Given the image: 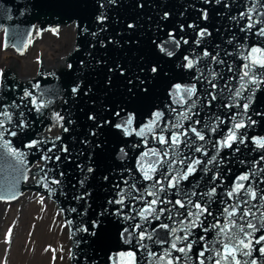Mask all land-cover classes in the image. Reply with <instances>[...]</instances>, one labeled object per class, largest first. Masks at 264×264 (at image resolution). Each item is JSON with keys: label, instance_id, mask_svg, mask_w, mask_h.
I'll list each match as a JSON object with an SVG mask.
<instances>
[{"label": "water", "instance_id": "1", "mask_svg": "<svg viewBox=\"0 0 264 264\" xmlns=\"http://www.w3.org/2000/svg\"><path fill=\"white\" fill-rule=\"evenodd\" d=\"M103 2L105 5L103 11L107 13L108 20L104 25H100L95 20V17L102 11L99 8L100 0H0V33L3 37L2 48L6 51L11 50L19 55L25 54L34 40L41 37V34L46 30L59 29L61 26L69 25H73L76 30L73 49L66 56L55 58L60 64L58 68L46 66L44 60L40 58L37 75L22 76L19 72L21 62L10 57L2 69V83L8 87L12 85L17 87L15 91L8 92L0 89V102H9L22 95L24 89H28L32 91L33 95L43 98L47 106L42 109V115L37 114L34 110L32 113H28L26 109H20L25 111V115L30 120L35 121L32 127L27 130L28 135L33 139H43L46 143L38 145L37 148L28 149L23 147L20 134L16 137L5 136L6 140L11 141L12 147L25 153V163L20 165L16 157L12 156L6 148H0V195L6 197L0 202L15 203L27 191L38 192L39 195L44 194L49 200L55 202L59 213L68 226L71 241L69 258L71 264H111L109 257L129 250L136 252L137 264H147L151 257H147L145 252L133 246L135 240L132 244H125L120 238V232L123 228L130 227L133 223H139V217L134 221L124 222L122 217L117 219L108 215L106 218H101L103 223L99 229H93L91 221L96 219L97 213L104 207H107L109 212L121 207V205L109 206L107 200L119 198L117 193L121 189L127 188V185L123 183L125 179H128V183L131 184L133 180L129 177L134 178L137 181L136 187L141 190H143L142 186L151 183L142 179V174L137 170V161L143 152L152 148L163 149L165 146L156 142L151 133H147L146 125L153 119L152 113L158 109L164 112L161 126L184 111L187 105L182 108L181 105L174 104L173 99L168 95V90L174 83L182 85L193 83L191 77L196 72L195 69L177 68L175 65L179 63V60L173 57L164 63L168 76L149 77L147 84L149 92L147 94L141 93L139 83H135L133 86V91L136 93L135 99L128 96L127 77H134L142 66V62L145 71L141 73V78L143 79L148 75L147 65L157 59L156 50L151 40L156 38L157 43H159L160 39H166L165 33L169 30L175 29L178 38L183 34L189 40L188 45L182 44L177 56L185 49L193 47L196 48L197 54H200L204 48H207L213 55H216L218 51L220 54L218 59H224L225 64H209V67L220 73V76L213 81L217 84V88L211 89L206 81L203 84L196 82L198 96L206 95L207 91H215L218 93L217 100L213 102L211 110L201 109L198 104L194 111H199V117L192 116L191 120L184 121V126L188 127L193 120L199 118L201 119V125H197L199 129L207 119L206 112H215L221 119L227 121L220 125L216 134L211 135L213 140L221 139L230 127V114L237 111L235 108L217 107L222 100L225 103L228 102L225 100L228 91L225 89L221 93L225 84H228L233 91L239 87V67L245 61L237 54V48L239 44H244L245 47L258 44L264 47V38H258L249 33L245 41L243 39L245 33L240 31V27L246 21L241 19L231 21L228 18V15L238 16V13L244 9L246 0H228L232 5L228 9L221 5H215L214 2L212 5H205L203 0H117L118 6L109 5L107 0H103ZM139 4H143L144 7H138ZM248 6L251 7L250 0H248ZM202 7L208 10L209 19L207 21L200 20L199 9ZM165 11L170 13V17L166 22H162L159 18ZM193 22L198 23L200 27L207 26L212 32V36L205 38L199 47L192 43L197 30L187 27L189 23ZM128 23H135L136 28L128 29L126 27ZM180 24L185 26L184 33L178 31ZM85 26L88 28L87 32L83 31ZM158 26L163 30L158 31ZM101 27L106 30L98 31ZM92 32H97V35L92 36ZM254 32L255 28L252 29V33ZM58 33L54 34L57 35ZM233 35H235L236 40L229 44L227 41ZM109 40L112 43H109ZM137 40H139V44L136 43ZM101 41L106 47L101 46ZM216 45H219V48H216ZM225 51L232 53V55L226 56ZM240 52L246 55L243 49H240ZM97 61H101V63L97 64ZM209 61L210 57L201 60L199 67L204 68V65L208 64ZM116 63L126 65L128 71L124 77L108 72V68L114 67ZM69 64L72 65L71 69L68 67ZM229 64L232 66V72L227 70ZM204 71L207 75L208 69L204 68ZM109 75H113L112 89H107L104 85ZM230 77H235V79H230ZM80 81H83L81 90L74 96L71 93V88ZM34 85H38V88L33 87ZM89 86L92 91L85 96L83 93ZM256 95L264 104V85L261 86V90ZM93 100H95L94 107ZM124 100H130L128 108L135 114L132 127L136 131L142 127L145 128V136H139L136 132L126 136L121 130L106 126L104 129L98 130L99 139L103 141L102 148L93 151L97 137L90 135V131L94 130L93 122L87 119L86 114L91 109L103 115L102 106L104 104H113ZM25 103L31 107L28 101ZM166 105L175 108L176 113L170 112ZM255 109L256 105L253 104L249 114L251 115ZM9 111L13 113V121L15 122L16 110L9 109ZM56 113L63 116L64 120L57 122ZM69 119L75 123L69 124ZM253 119L257 120V124L245 130L249 137L246 145L234 144L231 149L224 148L220 152L218 159L224 158V165L220 168L223 184L217 188L216 196L213 198L215 203L210 208L214 215L223 206L220 201L226 199V196L223 195L225 189L232 186V182L238 175L248 171L253 160H258L261 155H264V149L256 147L251 141L253 136H264V117L253 115ZM61 124L63 127L60 126ZM64 128H68V131L65 132ZM54 129H58V132L51 134ZM156 132L159 133V128L156 129ZM166 135L170 136L171 132L166 133ZM208 136L209 134L206 133V138ZM57 137L60 139H56ZM85 140L89 143H84ZM24 142L26 143L27 140L25 139ZM133 145L137 146L133 147ZM64 146L67 147V152L61 150ZM237 146L240 148L239 152L235 151ZM180 147L187 154V149L184 148L183 144ZM50 148L52 149L51 152L48 151ZM120 148H124L127 156L120 153ZM213 152L214 150H209V157L213 155ZM43 154L52 157L51 161L42 160ZM57 155L60 156L59 161L55 159ZM196 155L201 156L200 153H196ZM90 156L92 158L91 164L96 170L92 174H87L88 179L81 187L79 181L86 174ZM201 158L205 161L208 159V157ZM150 159L145 158V165ZM240 160H244L245 163H239ZM78 164L84 166V172H81L80 168L77 167ZM210 167H213V171H215L214 166L210 165ZM260 167H264V161H260L259 166L254 169L258 176L261 175ZM127 169L131 171L129 172ZM227 169H231V171L229 172ZM61 172L64 173L63 176L60 175ZM45 173L47 174L46 178ZM212 174L209 172L204 177L200 189L207 191L205 185L208 184ZM200 175L201 173L198 171L196 177H190L189 181L182 182L181 187H189L190 183L199 178ZM104 176L108 177L106 181L103 179ZM157 178H159V173H157ZM53 180H59L60 183H51ZM216 183L220 184L221 181L218 180ZM255 186L264 188V183H257ZM49 189L52 191L50 192ZM86 191L91 192V195L84 196L80 200L76 199L77 196H83ZM135 195L138 193L132 192V196ZM147 199L150 200L152 197ZM196 199L203 203V199L207 198L201 199L197 196L194 200ZM133 205L139 209L144 207V202L134 201L131 196H127L123 206L124 214L135 215V212L132 211ZM72 209H76V211H72ZM180 211L184 212L185 210L180 209ZM174 219L176 223L173 224L161 217V221L179 228V221L182 218L175 217ZM208 220H211V217ZM161 221H154L153 226ZM207 222L206 220L205 225ZM220 222L221 224L225 223L223 216L220 217ZM84 228H87L88 232L83 231ZM93 230L97 232L96 236L90 235ZM164 231L160 229L158 234H163ZM194 233L197 238L199 234H202L199 228L195 229ZM178 234L183 235V233ZM260 234L259 232L256 233L257 236ZM207 235L208 239L211 240L214 233L209 232ZM145 243H148L151 251L157 254H161L164 249L169 247L168 244L160 246L149 241H145ZM255 247L259 248L258 245ZM199 250L200 246H193L192 253L188 254L191 259L188 260L187 264H196L195 257ZM172 255L173 257L183 256L178 252H173ZM253 255L257 258L258 264H264V258L260 257L258 251H254ZM126 259L122 258V260ZM181 264H184L183 260ZM205 264H209V262L206 261Z\"/></svg>", "mask_w": 264, "mask_h": 264}, {"label": "snow or ice", "instance_id": "2", "mask_svg": "<svg viewBox=\"0 0 264 264\" xmlns=\"http://www.w3.org/2000/svg\"><path fill=\"white\" fill-rule=\"evenodd\" d=\"M221 5L223 8L228 9L232 5L228 0H203L205 5ZM251 7L248 6V0L244 5V9L236 15H228L229 20L236 21L237 19L245 20L246 23L240 27V31L245 33L244 40L248 38V34L251 33L258 38H264V0H250ZM109 5L118 6L117 0H107ZM138 7L143 8V4H139ZM99 8L102 10L99 15L95 17L98 24L104 25L108 20V15L103 9L105 8L103 0H100ZM200 20L207 21L209 19L208 10L204 7L199 9ZM219 14V13H217ZM170 17V13L165 11L160 16V21L166 22ZM10 18V17H9ZM128 29H135V23H128L126 25ZM188 28L196 29L195 39L192 41L193 45L199 47L201 42L205 38L212 36V32L209 31L207 26L200 27L196 22L189 23ZM255 28V32L252 33V29ZM106 29L101 27L98 31L102 32ZM158 26V31H162ZM54 33H58L59 29H50ZM83 31L87 32V26L84 27ZM178 31L184 33L185 26L180 24ZM219 31V29H217ZM92 36H96L97 32H92ZM166 39L162 38L157 43V39L153 38L151 43L155 47V55L157 59L147 65V73L143 79L141 73L145 71V67L139 68V71L135 73V76H128L126 83L127 93L131 99H135L136 93L133 91V86L136 82L139 83V91L147 94L149 88V77L168 76V71L164 67V63H167L173 57L179 60V63L175 66L180 69L192 70L195 69L196 74L191 77L194 81L189 85H182L180 83H174L168 90V95L173 99L174 104H179L183 108L184 105L187 107L183 112L178 113L174 119H170L167 123L161 126L164 118V112L156 110L152 113L153 119L146 125L147 133H151L153 139L160 145L165 146L163 149L152 148L141 154L137 161V170L142 174L144 181H149L146 186L140 188L136 187L137 181L132 179L131 184L128 183V179H125L123 183L127 185L126 189H121L117 196L118 199H108L107 204L121 205L120 208H116L114 211L109 212L107 207L97 213L96 219L91 221L93 229H99L103 223L101 218H106L108 215H112L117 219L123 218L124 222L134 221L137 217L140 218L139 223H133L130 227H124L120 232V238L125 244H132L138 250L146 253L147 257H151V260L147 261V264H181L183 260L184 264H187L188 260L191 259L188 256L192 253L193 246H200V250L196 253V264H205L206 261L209 264H258L257 258L254 257V251H258L260 257L264 258V188H257V183H264V167H260L261 175H257L254 171L259 166L260 161H264V155H261L258 160H253L249 169L245 173L238 175L232 182V186L225 189L223 195L226 199L220 201L223 205L220 211L214 215L213 211L210 210L211 205L215 203L213 199L216 196L217 188L223 184V177L220 174V168L224 165V158L218 159L220 152L224 148L231 149L234 144L246 145L249 140L246 129L251 128L257 124V120L253 119V115L256 117H264V104L257 97V92L261 90V86L264 85V47L254 44L251 47H245L244 44H239L237 48V54L245 61L240 65L239 70V87L233 91L229 88L228 84L224 85L221 89V93L226 89L228 96L225 100L220 102L217 107L223 108H235L237 111L230 114L229 120L231 122L227 132L221 139H211L212 134H216L220 125L225 124L227 121L221 119L215 112H206L207 119L204 121L203 126L199 129L197 125H201V119H196L189 124L188 127L184 126V121L191 120L192 116L199 117V111H194L199 104L201 109L211 110L213 108V102L217 100L218 93L215 91H207L204 96L197 95V84L196 82L204 83L211 89H216L217 84L213 81L216 80L220 73H217L214 68L209 67V64H225L224 59H218L219 52L213 55L207 48H204L200 54H197L196 48L185 49L184 52H179L182 44L188 45L189 40L185 38V35L177 37V30H169L165 33ZM236 40L235 35L229 38L227 41L229 44ZM109 43H112L109 40ZM118 43V42H117ZM131 43V42H129ZM139 44V40L136 41ZM101 46L106 47L103 41ZM219 48V45H216ZM243 49L246 55L240 52ZM187 53V54H185ZM225 55H232V53L225 51ZM208 64L204 65V68L208 69L207 75H205L204 68L199 67L201 60L209 58ZM163 61V63H162ZM97 64L101 61H97ZM83 64V61H81ZM69 69L72 65H68ZM227 70L232 72V66L229 64ZM128 71L126 65L116 63L114 67H109L108 72L113 75L124 77ZM113 75L107 76L104 85L107 89L113 87ZM3 71L0 70V89L5 92L15 91V85L11 87L5 86L2 83ZM222 79V76L220 77ZM235 79V77H230ZM83 81L75 83L71 88V93L75 96L81 90ZM37 87L38 85H34ZM92 91L89 86L83 93L87 96ZM247 93V95H245ZM19 101V103H17ZM25 101L31 104L28 106ZM191 101V103H189ZM203 102V103H202ZM130 100H124L115 102L113 104H104L102 106L103 115L96 113L93 110H89L86 114L87 119L93 122V129L90 131V135L97 137V142L93 146L95 149H100L103 146V141L99 139L98 130L104 129L106 126H111L113 129L121 130L126 136L136 132L139 136H145V128H141L136 131L132 127L135 121V114L128 108ZM93 107L95 106V100L92 101ZM253 104L256 105V109L249 114V110ZM47 104L43 98L33 95L32 91L24 89L22 95H19L9 102H0V148H6L8 152L16 157L20 165L25 163V153L23 151H17L16 148L11 146V141L6 140L5 136L16 137L18 134L21 135L24 148L34 149L42 143H46L43 139H33L28 135L27 130L30 129L35 121L30 120L26 115L25 111L20 109H26L28 113H32L33 110L42 115V109ZM170 112L176 113V109L171 105H166ZM9 109L16 110V119L13 121V113ZM123 113V115H122ZM39 118V117H37ZM57 122L63 121L64 117L60 116L59 113L55 114ZM69 124L75 123V121L69 119ZM63 127V125H60ZM159 128L157 134L156 129ZM50 130V129H49ZM67 132L68 128H64ZM171 132V135L166 133ZM191 133V135H189ZM206 133L209 134L206 138ZM25 139L27 142L25 143ZM56 139H60L57 137ZM252 143L260 148L264 149V136H253L251 138ZM84 143H89L85 140ZM203 142V143H198ZM147 140L145 138V144ZM187 149V154L181 150V145ZM137 145H133L136 147ZM63 152H67L66 146L61 149ZM209 150H214L213 155L209 157ZM49 152L52 149H48ZM123 156H127L124 148L119 149ZM236 152L240 151L239 146L235 149ZM171 153V155H170ZM196 153H200L201 156H197ZM201 157H208L205 161ZM145 158H151L147 165H145ZM42 160L51 161L52 157L47 154L41 156ZM57 161L60 160V156H56ZM91 156L89 157V165L86 169V174L83 179L79 181L81 187L84 186L85 181L88 179L87 174L95 172V168L91 164ZM239 163L244 164V160H240ZM214 166L215 171H213ZM81 172H84L83 165H77ZM43 171V169H41ZM127 171H131L127 169ZM201 175L199 178L194 179L189 187H181L182 182L189 181L190 177H196L197 172ZM231 171V169H227ZM212 172V176L209 177L208 184L205 185L207 191L200 189V184L204 180V177ZM159 173V178H157ZM64 175L63 172L60 173ZM47 174L45 173V178ZM103 179L106 181L107 176ZM221 181L217 184L216 181ZM51 183L58 184L59 180H53ZM51 192L52 190L49 189ZM132 192L138 193V195L132 196ZM131 196L134 201L144 202V207L137 209L135 205L132 206V211L135 215L124 214L123 206L127 196ZM91 192L86 191L83 196H77L76 199H83L84 196H90ZM199 196L203 199H196ZM152 197V199H147ZM15 198V197H10ZM6 197L0 195V200H4ZM231 201V203H229ZM42 202V201H41ZM90 206V205H89ZM180 209H184L181 212ZM76 211V209H72ZM167 213V215H165ZM223 216L225 223L221 224L220 217ZM161 217L164 220L170 221L173 224L176 223L175 217H181L179 221L180 227H172L169 223L161 221ZM211 217V220L208 218ZM207 225H205V221ZM154 221H161L160 223L153 226ZM69 223H71L69 221ZM199 228L202 234L198 235L194 233V230ZM165 230L163 234H158L159 230ZM83 231L88 232L87 228ZM213 232L214 236L211 240L208 239V233ZM261 233L259 236L256 233ZM178 233H183L180 235ZM90 235L96 236L97 232L93 230ZM11 236V230L9 231ZM149 241L153 244L163 246L168 244L169 247L164 249L161 254L152 252L148 243ZM259 246L257 249L255 246ZM173 252L183 254V256L172 255ZM208 253V255H206ZM122 258H127L122 260ZM111 264H137L136 252L127 251L119 252L114 257H109Z\"/></svg>", "mask_w": 264, "mask_h": 264}, {"label": "rangeland", "instance_id": "3", "mask_svg": "<svg viewBox=\"0 0 264 264\" xmlns=\"http://www.w3.org/2000/svg\"><path fill=\"white\" fill-rule=\"evenodd\" d=\"M75 34V27L71 25L61 26L57 35L46 30L22 55L3 49V37L0 36V70L8 63L9 58L13 57L21 62L20 75H37L40 58L46 66L55 65L58 62L56 57L66 56L73 49ZM33 70L34 75L31 74ZM34 205L38 206L37 212L33 210ZM49 210L57 218V224L53 223L50 225L52 228L48 229V222L46 225L43 221L45 222L44 215ZM61 233H64L66 242ZM21 238L25 260L17 253L16 243H19ZM69 258L68 227L55 203L45 195L31 191L25 192L15 203L0 202V264H70Z\"/></svg>", "mask_w": 264, "mask_h": 264}, {"label": "bare ground", "instance_id": "4", "mask_svg": "<svg viewBox=\"0 0 264 264\" xmlns=\"http://www.w3.org/2000/svg\"><path fill=\"white\" fill-rule=\"evenodd\" d=\"M71 26H73V25H71ZM44 33V32H43ZM0 36H2V33H0ZM74 43H75V41H74ZM73 48V47H72ZM56 67V68H58L59 66H60V64L57 62L55 65H53V66H50L51 68L52 67ZM39 69V68H38ZM38 71V70H37ZM37 73V72H36ZM31 74H35V70H33L32 72H31ZM36 75V74H35ZM34 75V76H35ZM58 132V129H54V130H52L51 131V134H56ZM32 179V178H31ZM31 192H33V191H31ZM33 193H38V192H33ZM41 195V194H40ZM44 195V194H43ZM47 198V197H46ZM48 200H49V198H47ZM51 201V200H50ZM53 202V201H52ZM53 203H55V202H53ZM56 205V204H55ZM56 207H57V205H56ZM33 210L35 211V212H37L38 211V206L37 205H34V207H33ZM44 218H45V222L43 221V223H46V225H47V222H48V229H49V227H50V225H52L53 223H55V225L57 224L56 223V217H55V215L53 214V212H51L50 210L48 211V213L47 214H45L44 215ZM42 219V218H41ZM68 227V226H67ZM50 228H52V227H50ZM60 229V228H59ZM62 234V233H61ZM62 236L65 238V240H64V242H66V237H65V235H64V233L62 234ZM61 241H62V239H60ZM20 242L19 243H16V246H17V253L19 254V256L22 258V259H24V255L22 254L23 252H24V243L22 242L23 241V239L21 238L20 240H19ZM19 245H20V247H19ZM70 246H71V241H70ZM27 253V252H26ZM63 255V254H62ZM18 256V257H19ZM21 260V259H20ZM25 260V259H24ZM61 264V263H60ZM71 264V263H70Z\"/></svg>", "mask_w": 264, "mask_h": 264}]
</instances>
